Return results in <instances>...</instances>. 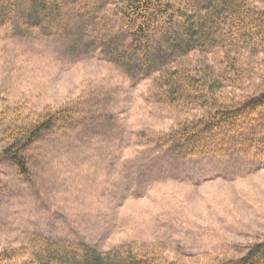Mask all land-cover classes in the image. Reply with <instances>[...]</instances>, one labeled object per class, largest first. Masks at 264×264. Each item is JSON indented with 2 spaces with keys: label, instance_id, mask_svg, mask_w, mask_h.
I'll return each instance as SVG.
<instances>
[{
  "label": "rangeland",
  "instance_id": "rangeland-1",
  "mask_svg": "<svg viewBox=\"0 0 264 264\" xmlns=\"http://www.w3.org/2000/svg\"><path fill=\"white\" fill-rule=\"evenodd\" d=\"M103 29L97 40L118 38L113 19ZM70 39L0 29V110L74 108L72 122L24 150L23 173L3 154L0 128V250L28 249L35 233L100 252L156 247L169 264H213L263 240L261 158L234 151L181 159L159 140L192 111L167 106L153 79L133 77L86 36ZM211 54L210 63L224 60L220 50ZM246 55L244 93L264 88V53Z\"/></svg>",
  "mask_w": 264,
  "mask_h": 264
},
{
  "label": "trees",
  "instance_id": "trees-1",
  "mask_svg": "<svg viewBox=\"0 0 264 264\" xmlns=\"http://www.w3.org/2000/svg\"><path fill=\"white\" fill-rule=\"evenodd\" d=\"M111 19L120 28L113 31L118 38L97 40ZM0 29L19 35L58 31L70 40L86 36L133 77L153 79L167 106L192 111L159 140L181 159L237 151L249 157L254 152L264 162V88L250 92L252 85L244 93L241 83L252 75L243 53H264V6L251 0H0ZM217 50L224 60L210 63L205 54ZM24 111L20 104L0 110L3 154L21 173L27 171L24 150L74 116L71 105ZM28 236V249H1L0 264H169L156 247L100 252L88 244ZM213 264H264V239Z\"/></svg>",
  "mask_w": 264,
  "mask_h": 264
}]
</instances>
